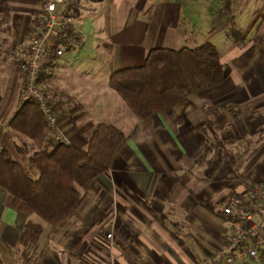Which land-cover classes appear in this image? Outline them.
<instances>
[{
	"label": "crops",
	"instance_id": "0c3cea01",
	"mask_svg": "<svg viewBox=\"0 0 264 264\" xmlns=\"http://www.w3.org/2000/svg\"><path fill=\"white\" fill-rule=\"evenodd\" d=\"M43 1L0 0L1 41L8 40L13 50L21 47ZM66 1L75 25L88 33L84 46L67 52L86 49L92 52L88 66L106 62L109 70L99 78L81 68L85 60L77 61V71L69 70L70 58L63 60L67 52L46 70L45 84L60 97V133L67 143L85 148L95 125L107 122L123 130L126 140L112 167L69 216L51 225L42 222L37 244L18 243L23 225L34 216L13 209L11 196L0 189V241L13 252L11 264L224 262L217 256L228 241L230 216L223 207L233 196L248 199L252 187L264 184V24L232 28L240 35L220 52L222 84L189 95L166 113L139 119L111 89L109 76L142 65L151 48L177 50L208 40L199 42L180 23L179 0ZM227 2L231 10L232 0ZM261 10L264 23V6ZM22 90L15 67L8 77L0 75V148L17 161L23 160V145L32 143L9 125L22 104Z\"/></svg>",
	"mask_w": 264,
	"mask_h": 264
},
{
	"label": "trees",
	"instance_id": "16d2710c",
	"mask_svg": "<svg viewBox=\"0 0 264 264\" xmlns=\"http://www.w3.org/2000/svg\"><path fill=\"white\" fill-rule=\"evenodd\" d=\"M239 31L230 32L240 35ZM147 54L142 65L114 71L108 80L111 89L139 119L166 113L189 95L218 87L224 80L225 66L213 42L177 50L151 48ZM49 67L42 69L43 82ZM9 125L32 140L30 147H22V161H17L5 147L0 148V189L9 193L10 204L17 212L42 219H30L23 225L18 243L26 247L37 244L43 232L42 222L51 225L77 207L82 194L112 167L126 134L112 123L99 122L90 132L85 148L48 138L45 115L33 99L20 105ZM215 147L222 150L221 140L215 141ZM259 261L264 263V251ZM0 264L11 263L0 255Z\"/></svg>",
	"mask_w": 264,
	"mask_h": 264
},
{
	"label": "built area",
	"instance_id": "2783aa9c",
	"mask_svg": "<svg viewBox=\"0 0 264 264\" xmlns=\"http://www.w3.org/2000/svg\"><path fill=\"white\" fill-rule=\"evenodd\" d=\"M42 5L27 41L13 53L15 69L23 86L22 103L35 100L45 115L46 137L67 142L57 122L60 97L40 77L42 69L55 64L65 52L84 46L86 34L75 25L66 0H44ZM249 195L245 200L233 196L223 207L230 216L228 241L223 249L219 248L217 256L230 264H245L248 258L259 261V254L264 251V184L252 187Z\"/></svg>",
	"mask_w": 264,
	"mask_h": 264
},
{
	"label": "rangeland",
	"instance_id": "374dc122",
	"mask_svg": "<svg viewBox=\"0 0 264 264\" xmlns=\"http://www.w3.org/2000/svg\"><path fill=\"white\" fill-rule=\"evenodd\" d=\"M242 1L243 0H232V9L229 10L227 8V0H179L183 5L180 23L188 29H192V34L199 42L205 38V40L213 42L218 51L224 53L225 50L234 44V40L237 38L235 37L236 35L231 32L228 35V32L231 31L233 27L245 29L246 27L249 28L251 23L260 24L261 27L264 24L262 20L263 14L261 15L263 11L261 7L264 6V0H245L246 2L244 3H242ZM255 28L254 26V30L251 34H254ZM251 34H249L248 37H250ZM3 38L4 34L0 33V75L5 74V76L8 77V74L16 65V63L13 65L11 62V60L14 59L13 53L16 49H12L7 42L8 40H5V42L3 40L1 41ZM91 53L92 52H87L86 49H84V51L78 54L75 52L64 55L63 60L70 58L68 59L70 61L67 63L70 65V67L67 66L69 70L77 71V61L85 60V65L83 64L81 66L82 69L98 74L99 78L107 75L109 66L106 62L95 66L91 65V67L90 65L88 66L87 59ZM31 216H34L32 220L37 222L41 221L39 216L35 214H31ZM7 249L6 245L0 241L1 257H4L8 263H13V261H15L12 256L13 252ZM247 261L250 263L256 262L258 264H264L253 258H248ZM220 264L230 263L224 260V262ZM235 264L242 263L238 262Z\"/></svg>",
	"mask_w": 264,
	"mask_h": 264
}]
</instances>
